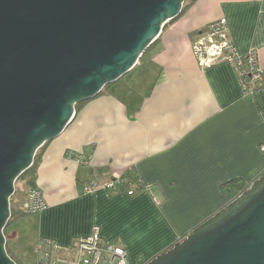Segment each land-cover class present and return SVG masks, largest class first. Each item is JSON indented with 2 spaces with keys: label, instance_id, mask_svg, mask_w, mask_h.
<instances>
[{
  "label": "crops",
  "instance_id": "obj_1",
  "mask_svg": "<svg viewBox=\"0 0 264 264\" xmlns=\"http://www.w3.org/2000/svg\"><path fill=\"white\" fill-rule=\"evenodd\" d=\"M222 17L242 53L258 51L264 84V0H189L134 68L44 146L32 181L48 207L23 222L36 232L27 264L39 238L67 248L95 227L126 248L129 264H146L238 196L232 183L264 173V109L244 96L229 63L203 68L192 53ZM128 170L151 188L129 197L106 187L113 179L119 187ZM28 184L12 197L15 216L26 211ZM88 184L98 187L87 192Z\"/></svg>",
  "mask_w": 264,
  "mask_h": 264
},
{
  "label": "water",
  "instance_id": "obj_2",
  "mask_svg": "<svg viewBox=\"0 0 264 264\" xmlns=\"http://www.w3.org/2000/svg\"><path fill=\"white\" fill-rule=\"evenodd\" d=\"M185 1L0 0V264H17L5 228L18 178ZM146 264H264V175Z\"/></svg>",
  "mask_w": 264,
  "mask_h": 264
},
{
  "label": "built area",
  "instance_id": "obj_3",
  "mask_svg": "<svg viewBox=\"0 0 264 264\" xmlns=\"http://www.w3.org/2000/svg\"><path fill=\"white\" fill-rule=\"evenodd\" d=\"M192 53L200 66L211 67L221 62L229 63L237 75L244 96H251L263 84L259 54L256 49L242 53L234 43L225 17L211 21L192 44ZM264 151V143L261 145ZM80 163L89 162L76 154ZM116 181L106 187L115 188ZM98 185L88 184L87 192L94 191ZM151 186H148L150 189ZM132 191H130V194ZM157 202V201H156ZM48 207L42 190L30 188L26 211L28 214L41 213ZM30 264H129L126 248L121 244L104 241L97 227L92 234L80 237L71 246L63 247L57 241L41 237L36 245V259Z\"/></svg>",
  "mask_w": 264,
  "mask_h": 264
},
{
  "label": "trees",
  "instance_id": "obj_4",
  "mask_svg": "<svg viewBox=\"0 0 264 264\" xmlns=\"http://www.w3.org/2000/svg\"><path fill=\"white\" fill-rule=\"evenodd\" d=\"M186 1H189V0H186ZM185 1V2H186ZM186 4L184 3V6H183V10L185 8ZM182 10V11H183ZM175 19V18H174ZM172 19V20H174ZM171 20V21H172ZM109 88V85H107L101 92L100 94L104 93L107 89ZM253 96L257 101H258V104L259 106L264 109V84L262 85H259L258 87H256V89L254 90L253 94L251 95ZM86 101H83L79 104L76 105L75 109H76V112L82 107V105L85 103ZM49 142V141H48ZM46 142L36 153V156L34 158V162L32 164V166L27 170L25 171L18 179H20L21 177H23L26 173L28 172H31L32 173V180H35V173H36V169H37V166L39 164V161H40V157H41V152L44 148V146L48 143ZM127 175H125V177L123 179H121L120 181V186L117 187L115 186V188H108L109 190H111L113 193L116 192V191H119V192H124L125 194H127L129 197H134L142 192H144L145 190L148 189V185L144 184L142 179L140 178V176L138 175V173L134 170H128V172L126 173ZM264 175V173L262 174ZM261 175V176H262ZM116 181V179H113ZM233 184H236L238 185L239 189L241 190V192L245 191L246 189H248L250 187L251 184L249 185H245V184H239V183H232ZM130 191H132V193L130 194ZM12 200V198H11ZM11 211H12V215H11V218L8 222V225L7 227L10 225V223L13 221H15L17 219L18 216H22V215H26L28 214L27 212H23L22 214L18 215V216H15L14 213H13V209L11 207ZM6 227V228H7ZM6 228H5V234H6ZM188 233L190 232H187L185 233V235L181 238L184 239L186 237V235H188ZM179 240V241H181ZM178 242V241H177ZM176 243V242H175ZM174 243V244H175ZM173 244V245H174ZM173 245H171L170 247H172ZM168 247V248H170ZM167 248V249H168ZM7 250H8V253L10 254V249L8 247V244H7ZM11 256V254H10ZM13 258V256H11ZM14 259V258H13ZM15 260V259H14ZM19 264V263H17Z\"/></svg>",
  "mask_w": 264,
  "mask_h": 264
},
{
  "label": "rangeland",
  "instance_id": "obj_5",
  "mask_svg": "<svg viewBox=\"0 0 264 264\" xmlns=\"http://www.w3.org/2000/svg\"><path fill=\"white\" fill-rule=\"evenodd\" d=\"M187 3L188 1L185 2V4ZM31 181L32 173L28 172L16 181V189H18V191H22L21 194H24L23 192L28 188V183ZM31 215L32 214H26L18 217L19 219L17 218L14 222L12 221L6 228V238L7 242L9 241L8 247L13 250L12 253L15 249L18 250L19 260H21L19 264L29 263L34 253V238L36 234L35 228L34 226H32V228L27 226V229L23 227L24 220ZM12 253H10L11 256H13Z\"/></svg>",
  "mask_w": 264,
  "mask_h": 264
}]
</instances>
